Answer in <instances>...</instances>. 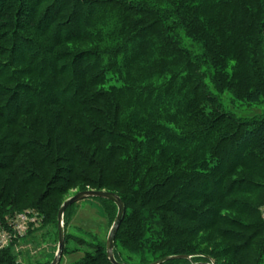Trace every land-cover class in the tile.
I'll list each match as a JSON object with an SVG mask.
<instances>
[{"label":"trees","instance_id":"trees-1","mask_svg":"<svg viewBox=\"0 0 264 264\" xmlns=\"http://www.w3.org/2000/svg\"><path fill=\"white\" fill-rule=\"evenodd\" d=\"M73 190L123 200L119 262L264 264V0H0V222Z\"/></svg>","mask_w":264,"mask_h":264},{"label":"rangeland","instance_id":"rangeland-1","mask_svg":"<svg viewBox=\"0 0 264 264\" xmlns=\"http://www.w3.org/2000/svg\"><path fill=\"white\" fill-rule=\"evenodd\" d=\"M186 45L190 46V43L186 41ZM225 100H227V96L225 97ZM224 103L227 104V111L232 112L239 117H249L258 114L261 111L259 108H237L232 104H229L227 101ZM78 192L81 191L73 190L69 192L63 201L65 202ZM96 202L97 201L93 199H86L73 206L70 211V213L72 212L73 217L72 219H69L70 224L67 230L68 234L90 240L92 243H106L110 223L108 219H106L99 204ZM57 240V228L53 225H45L36 233H31L24 238L13 248V252L18 260L25 264L48 262L54 257L57 248ZM73 246L75 245L73 244ZM82 257V253L64 255L60 264H73ZM138 262V258L135 257L131 264H137ZM207 262H209V260Z\"/></svg>","mask_w":264,"mask_h":264},{"label":"water","instance_id":"water-1","mask_svg":"<svg viewBox=\"0 0 264 264\" xmlns=\"http://www.w3.org/2000/svg\"><path fill=\"white\" fill-rule=\"evenodd\" d=\"M86 199H104L113 202L117 207V215L110 227L107 240H106V255L107 259L111 264H129L119 262L115 257V240L117 233L120 229V226L124 220L126 207L123 200L119 197L118 194L105 191V190H85L78 192L74 196L67 199L58 211L57 216V230H58V246L57 252L50 264H60L61 258L63 255V249L65 246V238H66V230H65V214L69 207H72L76 203L86 200ZM181 259H191L187 256H172L163 258L157 262L149 263V264H164L170 260H181ZM191 264H215V262L209 259V262H200V263H191Z\"/></svg>","mask_w":264,"mask_h":264},{"label":"built area","instance_id":"built-area-1","mask_svg":"<svg viewBox=\"0 0 264 264\" xmlns=\"http://www.w3.org/2000/svg\"><path fill=\"white\" fill-rule=\"evenodd\" d=\"M262 213L264 218V207ZM39 222L37 215L29 213L19 214L10 219L7 226L0 222V248L7 247L14 239L23 236L30 225H37Z\"/></svg>","mask_w":264,"mask_h":264}]
</instances>
